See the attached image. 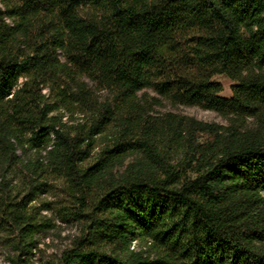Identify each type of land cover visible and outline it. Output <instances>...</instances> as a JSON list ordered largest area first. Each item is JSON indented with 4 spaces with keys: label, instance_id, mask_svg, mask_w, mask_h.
<instances>
[{
    "label": "trees",
    "instance_id": "1",
    "mask_svg": "<svg viewBox=\"0 0 264 264\" xmlns=\"http://www.w3.org/2000/svg\"><path fill=\"white\" fill-rule=\"evenodd\" d=\"M53 86L86 123L51 115ZM146 89L227 125L151 115ZM17 149L46 160L26 180L49 169L78 197L82 232L54 264H264V0H0L3 172ZM23 207L6 213L19 251L39 225Z\"/></svg>",
    "mask_w": 264,
    "mask_h": 264
},
{
    "label": "rangeland",
    "instance_id": "2",
    "mask_svg": "<svg viewBox=\"0 0 264 264\" xmlns=\"http://www.w3.org/2000/svg\"><path fill=\"white\" fill-rule=\"evenodd\" d=\"M61 59L63 60L62 57ZM212 80L222 85L220 96L226 98L231 96V81L223 75H215ZM83 81L98 101L110 99L109 93L98 87L95 82L87 79ZM144 93L145 98L153 104L151 115L169 113L208 124L227 125L226 119L213 111L200 106L173 104L151 89H146ZM42 94H45L48 104L56 108L51 115L58 116L63 123L71 126L86 123L88 115L83 114L78 107L73 112L67 110L66 101L58 97L57 89L54 86L51 90L43 89ZM151 99L156 101H151ZM112 134V129H108L103 135L96 138L95 146L89 152L88 159L84 164L94 161L96 154L104 146L110 145ZM15 154L20 159V163L10 166L6 170L7 173L3 172L4 162L0 160V264H54L59 260L61 253L69 248L82 232L80 222L73 215L77 208V194L73 188L68 186L65 179L50 173L49 169L39 178L26 180L25 178L28 177L25 175V164L37 159L46 164L44 154L37 156L33 152L22 153L20 149H17ZM174 157H177V154L171 155V158L174 159ZM132 160L134 157L127 158L120 170ZM19 203L24 204L23 211L39 224L34 235L33 245L26 251L14 249L12 240L16 231L6 215L13 204ZM130 249L136 252L140 246L133 242Z\"/></svg>",
    "mask_w": 264,
    "mask_h": 264
}]
</instances>
